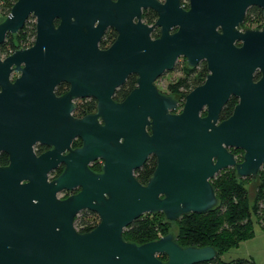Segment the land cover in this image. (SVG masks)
<instances>
[{
  "label": "water",
  "instance_id": "95a60500",
  "mask_svg": "<svg viewBox=\"0 0 264 264\" xmlns=\"http://www.w3.org/2000/svg\"><path fill=\"white\" fill-rule=\"evenodd\" d=\"M251 6L262 10V26L240 31ZM145 9L158 16L156 39L154 26L141 20ZM30 17L33 44L0 56V153L9 157L0 166V264H197L215 258L214 247H182L172 231L141 244L125 240L123 231L147 213L162 212L174 223L210 211L218 201L210 180L220 170L258 176L264 165V0H189L188 10L180 0H16L0 21V45ZM108 27L117 37L101 50ZM180 55L191 66L206 61L209 73L186 95L181 112L171 114L176 102L152 82ZM13 72L19 73L14 81ZM131 73L138 86L113 102L114 89ZM61 82L70 90L56 97ZM84 96L97 98L96 113L71 119V100ZM231 97L237 103L219 121ZM74 134L83 146L61 156ZM37 141L54 147L36 156ZM230 148L243 151L241 161ZM150 153L158 164L143 186L132 170ZM98 156L105 159L99 174L87 167ZM60 161L66 168L48 181ZM77 186V194L57 198ZM83 209L95 212L99 223L81 233L74 218Z\"/></svg>",
  "mask_w": 264,
  "mask_h": 264
},
{
  "label": "trees",
  "instance_id": "16d2710c",
  "mask_svg": "<svg viewBox=\"0 0 264 264\" xmlns=\"http://www.w3.org/2000/svg\"><path fill=\"white\" fill-rule=\"evenodd\" d=\"M15 1L2 0V10L5 16L10 12ZM155 16V13L151 10L143 12V18L147 23L153 22ZM260 19H262V10L258 7H250L244 21L245 24H252ZM105 36L108 38L110 35L107 33ZM34 38L35 22L34 18H29L16 35H7L5 41L0 45V56L5 57L16 49L31 46ZM105 42L106 39L102 41V45ZM206 73V66L203 63L196 68V71L179 79L174 89L182 92L185 90L184 93H187L204 81ZM258 77L259 74L256 73L255 78ZM236 103L237 99L231 97L224 105L220 118H228ZM6 163L7 156L3 153L0 154V165ZM246 181H250L252 195H250L249 186L245 187L244 185ZM211 184L215 189L218 201L210 211L183 215L174 223L165 221L163 216V221L166 223L164 228L160 227L161 222L156 223L152 218V215L158 213L144 214L124 229L123 236L125 240L141 244L155 240L172 231L175 234L177 243L182 247L212 246L216 249L217 255L215 258L197 264H255L252 258L223 261L220 256L223 252L237 246L241 241L253 236V218H256V221L260 223V227L264 230V221H261L264 216V165L256 178H238L235 169L228 168L216 174L212 178ZM94 215L90 212H83L77 216L75 219L77 229L80 232H86L95 227L96 222L90 218ZM168 227H173V230H168ZM161 256L167 259L165 255ZM160 259L165 261V259Z\"/></svg>",
  "mask_w": 264,
  "mask_h": 264
},
{
  "label": "flooded vegetation",
  "instance_id": "af4514ba",
  "mask_svg": "<svg viewBox=\"0 0 264 264\" xmlns=\"http://www.w3.org/2000/svg\"><path fill=\"white\" fill-rule=\"evenodd\" d=\"M159 1L162 2V3H164L165 0H159ZM180 7L183 8V10H188L189 9V0H180ZM251 7H256V6H251ZM248 9H247V11H248ZM145 10H151V11H153L152 9H145ZM145 10L142 11V18H141L142 22L145 23V24H147L148 26H154V24H155V22H156V20L158 18L156 12L153 11L155 13V15H156L155 16V19L153 20V22L147 23L144 20V18H143V12ZM247 11H246V13H247ZM245 16H246V14H245ZM30 18H34V17H30ZM244 20H245V17H244ZM244 20L239 25V27H237V29H239L240 31H244L246 29H260L261 28V27L260 28H242V25L245 24V21ZM34 22H35V18H34ZM135 22H136V20H135ZM262 22H263V18H262ZM177 30H178V26H174V27H172L170 29L169 33L170 34H173ZM154 32H155V34H153ZM107 33H109V35H110L108 38H107V36H105ZM160 34H161V28L159 26H154L153 29L150 32V36H151L152 39L158 38L160 36ZM116 37H117V32L115 31V29H113L112 27H108L106 29V31L103 33V35H102V37H101V39H100V41L98 43L99 49H101V50L108 49L113 44V42L115 41ZM104 39H106V42H105V44L102 45V41ZM236 44L237 45H240L239 42H237ZM26 48H28V47H26ZM181 60H183L184 62H182ZM203 63L205 64L206 70H207L206 76L204 78V81H205V79H206V77H207V75L209 73V71L207 69V63H206V61L201 60L195 66H191L187 62V59L183 55H180V56L177 57V59H176V61L174 63V66H173V68L171 70H168V71L163 72L161 75H159L158 77H156L153 80L152 84H153L154 88L156 89V91L159 94H163L165 96H168V97L172 98L176 102V108L175 109H169L168 110L169 113H171V114H178V113H180L181 110H182V108H183L186 95L189 92H191L195 87H197V86H199V85H201V84L204 83V81H203L202 83H200L199 85L195 86L193 89H191L187 93H184L185 90L182 92V91H177V90L174 89V86L179 82L178 81L179 79L185 77L187 74L192 73L193 71H196V68H198V66L201 65V64H203ZM174 71H180L181 74L178 77L171 79L165 85V88H166L165 91L161 90L158 87V85H157L158 84V81L165 74L170 73V72H174ZM18 75H19V73L13 72L12 75H11V80L14 81V79L16 77H18ZM137 78H138V75L137 74H135V73L129 74L125 78L124 82L122 84H120L119 86H117L114 89L113 94L111 95L112 101L115 102V103H121V102H123L128 97V95L133 91V89H135L138 86V84H137ZM69 90H70V84L67 83V82H61V83H59L58 85L55 86L53 92H54V94H55L56 97H60V96L64 95L65 93H67ZM71 103L73 104V108L70 110L69 115H70V118L73 119V120L83 119L87 115L94 114L97 111V103H98V100H97V98H95L93 96H84V97L73 98L71 100ZM200 115L201 116L206 115V107L203 110L200 111ZM149 120H151V119L149 118ZM221 120H224V119H221L220 118V115H219V121H221ZM96 121H97V123L100 126H104L105 125L104 120L100 116L97 117ZM65 124H66V122L64 121V127H65ZM145 130H146V132L148 134H151V129H150V126L149 125H145ZM119 142L122 143L123 142V138H120L119 139ZM83 144H84V141H83V138L81 137V135L74 134L70 138V142L68 144V147H66L63 151H61V156H65L70 151L81 148L83 146ZM53 147L54 146L51 145V144H42L39 141H37V142H35L32 145V151H33V153L36 156H39V155H41V154H43V153H45V152H47L49 150H52ZM233 149H235V148H230L229 151L233 153V151H232ZM2 153L7 156V163L5 164V165H7L8 162H9V157L4 152H1L0 154H2ZM235 157H236V160L237 161H241V159H242V157L239 159L236 155H235ZM157 164L158 163H157V157H156V155L153 154V153L148 154L147 157H146V159H145V161L139 167L134 168L132 170L133 177L135 178V180L139 184H141L143 186L147 185L150 177L153 175V173H154V171H155V169L157 167ZM104 165H105V159L102 156H98L97 158L89 161V163L87 164V167L93 173L99 174V173H103V166ZM0 166H2V165H0ZM65 168H66V163L60 161L57 164V167L54 168L53 170H51L48 173L47 180L48 181H52V180L56 179L59 175H61V173L64 171ZM223 170H225V169H223ZM220 171H222V170H220ZM211 180H210V182H211ZM81 189H82L81 186L74 187L71 190H68V189H65L64 188L63 190H61V191H59L57 193V198L58 199H61V200L62 199H66L67 197H69L71 195L77 194L78 192L81 191ZM160 197H163V195H160ZM83 212H90L92 214H95L94 216H92L90 218H92V220L94 222H96V225L99 223V216L95 212H93V211H91L89 209H83V210L79 211L78 214L75 216V218H74V226H75V219H76V217L79 216V215H81ZM158 213H162V212H158ZM75 228H76V230L78 232H80L77 229L76 226H75ZM81 233H83V232H81Z\"/></svg>",
  "mask_w": 264,
  "mask_h": 264
},
{
  "label": "rangeland",
  "instance_id": "374dc122",
  "mask_svg": "<svg viewBox=\"0 0 264 264\" xmlns=\"http://www.w3.org/2000/svg\"><path fill=\"white\" fill-rule=\"evenodd\" d=\"M262 26V19L257 20L256 22L252 24H243L242 28H260ZM184 62L183 60H181ZM180 71H174L165 74L159 81H158V87L165 91V85L173 78H176L180 75ZM233 153L240 159L242 157L243 151L240 149H233ZM245 187L249 186L250 195H252V186L250 184V181H246L244 183ZM264 205V204H263ZM152 218L156 223H160V227L164 228L166 226V223L163 221V214L158 213L156 215H152ZM253 236L241 241L237 246L232 247L228 251H225L221 254L220 258L223 261H230L237 258H252L255 262V264H264V230L260 227V223L256 221V218H253ZM261 221H264V216L262 217ZM168 230H171V227L167 228ZM167 230V231H168ZM158 257L165 259V257H162L161 255H158ZM166 260V259H165Z\"/></svg>",
  "mask_w": 264,
  "mask_h": 264
},
{
  "label": "built area",
  "instance_id": "2783aa9c",
  "mask_svg": "<svg viewBox=\"0 0 264 264\" xmlns=\"http://www.w3.org/2000/svg\"><path fill=\"white\" fill-rule=\"evenodd\" d=\"M2 0H0V21L5 17V14L3 13V10H2Z\"/></svg>",
  "mask_w": 264,
  "mask_h": 264
}]
</instances>
